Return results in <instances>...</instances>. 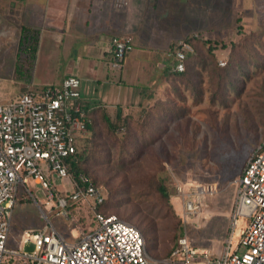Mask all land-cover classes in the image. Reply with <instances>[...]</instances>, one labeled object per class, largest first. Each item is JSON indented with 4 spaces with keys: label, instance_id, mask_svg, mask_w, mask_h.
<instances>
[{
    "label": "rangeland",
    "instance_id": "1",
    "mask_svg": "<svg viewBox=\"0 0 264 264\" xmlns=\"http://www.w3.org/2000/svg\"><path fill=\"white\" fill-rule=\"evenodd\" d=\"M193 1L191 33L198 40L179 86L151 91L148 102L120 110L119 121L111 115L119 126L113 133L100 115L79 143L81 166L105 197L104 212L135 226L153 258L167 255L184 232L197 248L220 254L231 232L236 180L264 140V0ZM3 31L0 46L19 51L11 17L0 23ZM12 53H0V102L20 93L8 84L24 76L10 69ZM52 181L58 193L69 191L59 179ZM179 184H208L213 191L200 197L195 214L184 217L181 201L174 199ZM47 202L32 180L18 186L7 248L18 250L20 235L45 223L68 241L91 226L80 204L70 206L65 218Z\"/></svg>",
    "mask_w": 264,
    "mask_h": 264
},
{
    "label": "built area",
    "instance_id": "2",
    "mask_svg": "<svg viewBox=\"0 0 264 264\" xmlns=\"http://www.w3.org/2000/svg\"><path fill=\"white\" fill-rule=\"evenodd\" d=\"M197 38L194 34L180 39L167 51L174 60L172 73L185 72L194 53L189 40ZM110 47L111 64L120 69L133 49L132 37L113 36ZM79 89V78L68 75L59 85L27 90L0 102V264H264V140L236 180L231 232L220 254L197 248L184 232L167 256L153 258L135 226L101 212L102 191L88 177L75 178L68 171L67 160L90 124ZM52 178L69 191L58 193ZM30 180L46 192L47 204L58 216L68 218L71 205L85 207L92 219L89 229L68 241L45 223L39 230L24 231L18 250L7 248L17 188ZM187 185H177L174 197L181 201L184 217L195 214L200 197L213 191L208 184L188 185L185 191Z\"/></svg>",
    "mask_w": 264,
    "mask_h": 264
},
{
    "label": "crops",
    "instance_id": "3",
    "mask_svg": "<svg viewBox=\"0 0 264 264\" xmlns=\"http://www.w3.org/2000/svg\"><path fill=\"white\" fill-rule=\"evenodd\" d=\"M194 6L193 0H0V23L11 17L19 41L26 33L36 39L33 55L20 43L13 53L0 46V53L13 55L14 75L27 74L8 84L22 93L74 75L80 80L81 106L93 120L148 102L155 91L168 92L170 83L179 86L167 51L196 34L191 33ZM123 35L132 37L133 49L117 69L111 64L110 39Z\"/></svg>",
    "mask_w": 264,
    "mask_h": 264
},
{
    "label": "trees",
    "instance_id": "4",
    "mask_svg": "<svg viewBox=\"0 0 264 264\" xmlns=\"http://www.w3.org/2000/svg\"><path fill=\"white\" fill-rule=\"evenodd\" d=\"M238 22H240V19H237ZM198 38L197 39H192V40H189L190 44L196 48V42H197ZM20 45L22 44L23 46H27V48L29 49L30 53L33 55V53L35 52V47H36V39H35V36L34 35H31L29 33H26L25 36H23L21 38V40L19 41ZM209 51L212 50V47H209L208 49ZM181 75V74H180ZM20 76V75H18ZM20 77H27V74H24V76H20ZM19 78V77H18ZM87 112V111H86ZM88 114V113H87ZM89 116V114H88ZM115 119L116 121H119L121 119V114L119 112H117L115 115ZM90 118V116H89ZM92 120V121H91ZM102 120L105 122L106 124V127L111 131V133L115 132L116 129H118L119 126H117L114 122V120L112 118L109 117V115L107 114H102ZM92 122H93V119H90V124L88 125V131L90 132L92 130ZM67 163H68V171L70 174L73 175V177H77L78 175L82 174L86 177H88L90 179V181L92 182V184L95 186V187H98L97 183L95 182L94 179H92L91 177H89V175L87 174V172L84 170V168H82L81 166V153H79V145L77 146V149H76V152L74 155H72L68 160H67ZM99 188V187H98ZM100 189V188H99ZM158 192L160 193V195L162 196V198H164L166 201L169 200V193H167V189L165 188V186L163 185H160L158 187ZM105 202L103 203V205L101 206V212L106 214V215H109V214H112V213H106L104 212L103 210V207L105 205ZM73 206V205H71ZM115 215V214H114ZM140 232V231H139ZM141 234V233H140ZM142 235V234H141ZM143 237V236H142ZM144 239V238H143ZM177 240V239H176ZM144 242H145V239H144ZM175 244H176V241H175ZM174 244V246H175ZM174 246L171 248V250L174 248ZM170 250V251H171ZM169 251V253H170ZM168 253V254H169ZM167 254V255H168ZM165 255V256H167ZM164 256V257H165Z\"/></svg>",
    "mask_w": 264,
    "mask_h": 264
}]
</instances>
